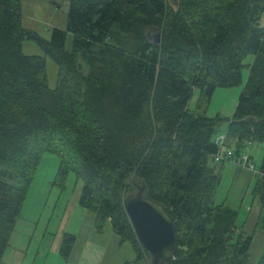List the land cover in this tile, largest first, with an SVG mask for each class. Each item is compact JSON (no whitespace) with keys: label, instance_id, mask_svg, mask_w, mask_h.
Returning a JSON list of instances; mask_svg holds the SVG:
<instances>
[{"label":"trees","instance_id":"obj_1","mask_svg":"<svg viewBox=\"0 0 264 264\" xmlns=\"http://www.w3.org/2000/svg\"><path fill=\"white\" fill-rule=\"evenodd\" d=\"M61 1L66 27L44 40L22 27L21 0H0V263L47 152L59 164L52 185L63 189L69 174L81 180L79 207L93 215L97 233L108 222L120 245H131L133 264L150 258L123 210L124 196L140 184L176 227L178 250L168 264H249L253 236L235 233L236 212L210 204L218 176L208 160L223 123L236 153L264 146V0ZM29 39L44 56L22 53ZM247 55L254 59L234 114H192L194 90L202 110L215 89L242 84ZM44 58L57 65L54 89ZM255 181L253 231L264 233V152ZM61 240L67 261L75 240Z\"/></svg>","mask_w":264,"mask_h":264},{"label":"rangeland","instance_id":"obj_2","mask_svg":"<svg viewBox=\"0 0 264 264\" xmlns=\"http://www.w3.org/2000/svg\"><path fill=\"white\" fill-rule=\"evenodd\" d=\"M67 1L61 0H21L22 27L34 32L40 38L48 40L50 32L56 27L64 30L66 27ZM260 27L264 26V15L259 20ZM64 48L70 51L72 36L66 34ZM156 34L152 35L150 42H153ZM22 53L27 56H44L36 43L29 40L23 41L20 46ZM254 57L247 55L242 62L245 66L242 70V84L234 88H218L214 90L210 102L202 110L197 109V90L193 91L188 110L199 116L211 118L217 116L220 119L229 118L234 114L236 101L241 89L246 83L248 75V63L253 62ZM45 74H47V87L54 89L56 82L57 65L48 58ZM85 72V68H83ZM226 123L217 127L218 135H225ZM217 136V135H216ZM234 138L227 136L225 144L232 148ZM246 150V151H245ZM247 153L252 157L254 172L237 169L230 164H214L209 158V168L214 170L218 176L217 185L210 195L211 206L223 204L237 213L235 233L242 231L253 236L250 244L249 264H258L260 257L264 255V233L253 231L255 217L258 215V199L252 196L251 191L259 175V166L262 164L264 146L258 143H251L250 146L241 149V153ZM38 167L33 173L31 185L28 187L26 197L18 220L14 225L15 237L9 238L12 242L9 246L16 248L21 253L22 264H64L58 254H53L50 249V242L53 243L55 234L59 231L57 226L62 219L65 210L70 211L72 220L69 222V230L76 233V244L72 262L76 257L87 254L88 257L79 259L80 264H126L136 259L128 242L120 245L118 238L114 236L112 227L108 222L103 224L101 233H97L92 225L93 215L79 207L77 198L81 191V180L69 174L63 189L53 186L54 174L58 168V158L53 154L44 153L39 160ZM50 219V221H49ZM49 222V223H48ZM13 235V234H12ZM11 235V236H12ZM87 246V247H85ZM20 250V251H19ZM7 263L12 262L13 255L6 254ZM18 255V254H17ZM75 257V258H74ZM74 258V259H73ZM92 260H89L91 259ZM6 259V258H5ZM6 263V264H7ZM139 264H145L139 262Z\"/></svg>","mask_w":264,"mask_h":264},{"label":"water","instance_id":"obj_3","mask_svg":"<svg viewBox=\"0 0 264 264\" xmlns=\"http://www.w3.org/2000/svg\"><path fill=\"white\" fill-rule=\"evenodd\" d=\"M157 34L153 42L157 43ZM252 123L251 118L246 121ZM145 186L124 196L123 210L140 247L149 255V264H168L178 248V236L174 223L164 206L144 197Z\"/></svg>","mask_w":264,"mask_h":264},{"label":"crops","instance_id":"obj_4","mask_svg":"<svg viewBox=\"0 0 264 264\" xmlns=\"http://www.w3.org/2000/svg\"><path fill=\"white\" fill-rule=\"evenodd\" d=\"M246 151V150H245ZM245 153V152H244ZM247 154V153H246ZM248 155V154H247ZM70 211H68V210H65L64 212H63V215H64V217L62 216V219L60 220V222L58 223V226H57V228H58V232L55 234V236H54V239H53V243L51 244V242H50V251L53 253V254H58L59 255V253H58V249H59V247H60V245H61V242H62V240H61V238H62V236L64 235V234H71L73 237H74V240H75V243H74V245H73V248H71V254H70V256H69V258H68V260L66 261V263H64V264H80L78 261H79V259L81 260V258L83 259V258H85V257H88V255L86 254H83L82 256H80V257H76V260L75 261H73L72 262V255H74L75 253H74V248H75V244H76V233H74V232H71L70 230H69V227H68V225H69V222L72 220V215L70 214V216H69V213ZM49 221H50V219H49ZM49 223V222H48ZM16 235H15V232H13V235L11 236V237H15ZM9 242V244L10 243H12V242H10V241H8ZM85 247H87V246H85ZM20 251V250H19ZM18 251H16V248H14L13 246H9L8 245V247H7V249L6 250H4V253H3V258H2V262L0 263V264H6L7 263V256L8 255H6V254H9V253H11V255H13V259H12V262H10V263H7V264H22V263H24V260L23 259H21V253L19 252V253H17ZM18 254V255H17ZM60 256V255H59ZM6 258V259H5ZM61 258V257H60ZM71 258V259H70ZM75 258V257H74ZM73 258V259H74ZM62 259V258H61ZM63 260V259H62ZM89 260H92V258L91 259H89Z\"/></svg>","mask_w":264,"mask_h":264},{"label":"built area","instance_id":"obj_5","mask_svg":"<svg viewBox=\"0 0 264 264\" xmlns=\"http://www.w3.org/2000/svg\"><path fill=\"white\" fill-rule=\"evenodd\" d=\"M226 134L215 136L213 144L219 149L215 155H212V161L214 164L228 163L231 166L250 172H254L253 162L246 153H236L232 148L225 144Z\"/></svg>","mask_w":264,"mask_h":264}]
</instances>
